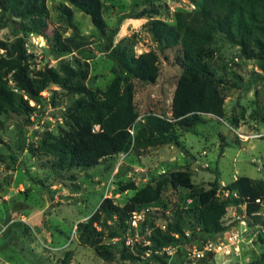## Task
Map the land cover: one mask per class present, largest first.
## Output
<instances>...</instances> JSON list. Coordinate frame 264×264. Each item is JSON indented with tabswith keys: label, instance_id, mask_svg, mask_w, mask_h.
<instances>
[{
	"label": "rangeland",
	"instance_id": "374dc122",
	"mask_svg": "<svg viewBox=\"0 0 264 264\" xmlns=\"http://www.w3.org/2000/svg\"><path fill=\"white\" fill-rule=\"evenodd\" d=\"M101 1L108 32L115 31L113 48H126L136 55L153 50L159 56L160 75L155 84L133 81L140 114L137 126L150 115L171 117L182 74L176 63L179 49L162 51L146 24L152 19L173 24L178 12L200 13L203 0ZM47 6L46 36L22 33L21 20L0 10V39L25 41L32 75L59 70L68 62L82 72L81 84L103 94L114 79L109 56L113 48L107 47L91 17L68 0H47ZM153 6L159 7V15L148 12ZM55 33L63 39L82 38L84 45L59 52ZM4 56L0 50V58ZM204 60L223 82V116L203 115L192 127L177 126V139L171 144L116 154L93 167L63 169L59 157L46 147L71 132L69 108L78 94L50 84L40 104L30 102L35 108L30 115L0 109V264H62L67 257L69 264H264V226L255 223L247 200L238 195L234 196L240 202L229 205L222 219L224 233L199 236L195 218L183 214L189 243L166 248L151 258V251L142 252V247L151 245L155 228L170 230L179 219L186 206L182 197L208 190L218 181V197L224 201L229 196L224 187L240 177L264 181V61L245 58L240 47L222 33L207 46ZM9 84L14 87L12 81ZM178 172L190 174L179 188L169 182L171 174ZM132 182L135 190L121 191ZM160 183L165 185L162 200L167 206H150L137 227L129 218L126 229H121L117 220L104 215L95 224L103 232L101 244L113 252L111 260L80 241L79 224L88 222L105 199L123 207L139 191ZM260 207L264 217V205ZM209 242L221 249L206 250ZM128 255L141 260H130Z\"/></svg>",
	"mask_w": 264,
	"mask_h": 264
},
{
	"label": "trees",
	"instance_id": "16d2710c",
	"mask_svg": "<svg viewBox=\"0 0 264 264\" xmlns=\"http://www.w3.org/2000/svg\"><path fill=\"white\" fill-rule=\"evenodd\" d=\"M68 1L91 17L99 34L106 39L107 47L113 48L115 31L108 32L102 1ZM0 10L9 13L11 18L21 20L19 30L22 33L46 36L50 16L47 0H0ZM66 12L71 15L70 10ZM148 12L159 15L160 9L153 6ZM146 28L162 51L179 49L176 63L181 67L182 74L174 94L171 117L150 115L137 126L140 114L135 102L133 81L157 82L160 67L155 51L136 55L126 48H113L109 56L114 62V79L100 94L81 84L78 77L82 72L68 62L63 63L59 70L51 68L32 75L29 69L30 54L22 38L12 43L0 39V50L5 52V56L0 58V109L30 115L35 111L30 102L40 104L42 93L52 83L78 94L80 97L69 108L71 132L63 139L46 143V147L59 157L63 169L93 167L116 154L171 144L177 139V126L192 127L201 122L203 115L223 116V82L216 79L211 66L204 60L207 46L214 42L218 33L225 35L231 44L239 46L245 58L264 61V0H203L200 13L191 15L178 12L173 24L152 19ZM54 44L62 53L84 45L82 38L63 39L59 33L54 35ZM10 81L14 87L10 86ZM189 175L187 172L172 173L169 182L177 188L182 187L183 180ZM164 180L168 182L166 176ZM164 186L160 183L156 188L146 187L123 207L114 204L111 199H105L88 222L79 224L80 241L93 247L104 260H111L113 252L101 244L103 232L95 224L104 215L117 220L120 228L126 229L132 213L150 206L166 207L162 200ZM135 189L134 182L121 187V191ZM219 190L220 184L216 181L208 190L182 197L186 206L179 213V219L170 225V230L155 228L150 237L151 245L142 247V252L151 251V258L166 248L189 243L182 225L183 214L195 218L199 236L209 238L224 233L227 229L222 219L228 206L240 202L234 194L247 200L248 214L255 223L264 226V217L259 214L261 207L256 203V199H264V181L240 177L224 187L229 192L228 199L224 201L218 197ZM189 199L191 203H187ZM117 235L112 233V237ZM127 258L141 260L134 255ZM69 263L70 257L62 262Z\"/></svg>",
	"mask_w": 264,
	"mask_h": 264
},
{
	"label": "built area",
	"instance_id": "2783aa9c",
	"mask_svg": "<svg viewBox=\"0 0 264 264\" xmlns=\"http://www.w3.org/2000/svg\"><path fill=\"white\" fill-rule=\"evenodd\" d=\"M229 195V192H228ZM235 196H237V194H234ZM256 203L259 204L260 206L264 205V199L262 198H258L256 199ZM150 207L144 208L141 211H136L134 213H132V215L130 216V224L134 227L138 226L139 221L143 218L144 212L145 211H149ZM217 248L221 249V246H219L217 243L215 242H209L208 245L206 246V250L212 251V250H216Z\"/></svg>",
	"mask_w": 264,
	"mask_h": 264
},
{
	"label": "water",
	"instance_id": "95a60500",
	"mask_svg": "<svg viewBox=\"0 0 264 264\" xmlns=\"http://www.w3.org/2000/svg\"><path fill=\"white\" fill-rule=\"evenodd\" d=\"M54 83H52L51 85H53ZM50 210V209H49Z\"/></svg>",
	"mask_w": 264,
	"mask_h": 264
}]
</instances>
